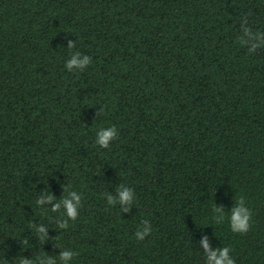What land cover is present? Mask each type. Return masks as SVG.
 <instances>
[{
	"label": "trees",
	"instance_id": "16d2710c",
	"mask_svg": "<svg viewBox=\"0 0 264 264\" xmlns=\"http://www.w3.org/2000/svg\"><path fill=\"white\" fill-rule=\"evenodd\" d=\"M205 238L264 264V0H0V264H207Z\"/></svg>",
	"mask_w": 264,
	"mask_h": 264
},
{
	"label": "clouds",
	"instance_id": "9594fccd",
	"mask_svg": "<svg viewBox=\"0 0 264 264\" xmlns=\"http://www.w3.org/2000/svg\"><path fill=\"white\" fill-rule=\"evenodd\" d=\"M74 45L70 44L69 47H73ZM91 60L89 56H84L81 58L80 54L77 53L72 57L70 61L67 62L66 67L71 70L74 66L79 69H83L86 66L90 64ZM116 132L117 129L113 125L111 127H108L106 130H101L97 134V139L95 141L96 144H98L102 148H108L109 147V142L113 139L116 138ZM119 198L120 202L127 203L131 199V192L129 190H124L119 193ZM49 201L53 199L51 195L47 197ZM80 197L77 196L75 193L72 194V200L64 199L63 204L66 208V215L67 217L75 221L78 215L77 212V205L79 203ZM75 201V203L73 202ZM239 206L234 207L232 209V212L230 214V217L228 218L229 220V225L231 228V231L234 233H247L249 228H250V221L252 218V212L248 207L244 206V197L241 196L239 198ZM110 203L112 202L111 199L109 201ZM42 203V201H41ZM60 208V204L57 203L53 206L52 211L55 212ZM127 211V209H125ZM219 212V210H217ZM224 222V217L221 215V220L218 221V224H222ZM61 228L66 227V223H61L59 225ZM41 232L44 231V229H40ZM137 237L139 240H143V234L142 233H136ZM203 247L206 250L207 253V264H235V260L232 258V256H229L230 253V248L228 247H223L221 249H217L215 251H212L209 249V245L207 242V238L202 242ZM74 255L73 252L71 251H64L61 253V260L67 262L69 259L72 258ZM19 264H32V261L29 260H21Z\"/></svg>",
	"mask_w": 264,
	"mask_h": 264
}]
</instances>
